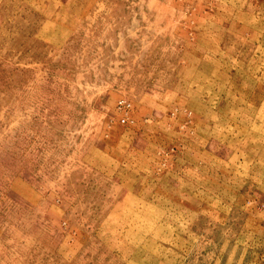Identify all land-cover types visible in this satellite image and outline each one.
Instances as JSON below:
<instances>
[{
	"label": "rangeland",
	"instance_id": "obj_1",
	"mask_svg": "<svg viewBox=\"0 0 264 264\" xmlns=\"http://www.w3.org/2000/svg\"><path fill=\"white\" fill-rule=\"evenodd\" d=\"M0 264H264V0H0Z\"/></svg>",
	"mask_w": 264,
	"mask_h": 264
},
{
	"label": "built area",
	"instance_id": "obj_2",
	"mask_svg": "<svg viewBox=\"0 0 264 264\" xmlns=\"http://www.w3.org/2000/svg\"><path fill=\"white\" fill-rule=\"evenodd\" d=\"M123 103H124V102H122V101L119 102V108H121V107H126V105H128V104L124 105L125 103H124V104H123ZM121 122H122V123L126 122V119L121 118Z\"/></svg>",
	"mask_w": 264,
	"mask_h": 264
}]
</instances>
